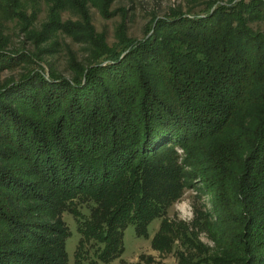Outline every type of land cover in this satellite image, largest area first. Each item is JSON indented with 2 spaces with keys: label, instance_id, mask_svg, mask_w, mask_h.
I'll return each mask as SVG.
<instances>
[{
  "label": "trees",
  "instance_id": "obj_1",
  "mask_svg": "<svg viewBox=\"0 0 264 264\" xmlns=\"http://www.w3.org/2000/svg\"><path fill=\"white\" fill-rule=\"evenodd\" d=\"M228 1L152 16L142 39L123 21L109 46L89 7L109 18L114 0H44L39 29L22 0H0L41 54L57 33L88 48L65 76L37 52L4 51L0 33V70L33 65L0 83V264H68L64 212L80 234L76 258L94 241L100 261L117 259L126 228L146 238L156 219L153 249L170 251L174 234L194 248L167 218L192 180L216 196L215 223L201 215L195 227L221 248L183 264H264V33L244 22L264 20V0Z\"/></svg>",
  "mask_w": 264,
  "mask_h": 264
},
{
  "label": "rangeland",
  "instance_id": "obj_2",
  "mask_svg": "<svg viewBox=\"0 0 264 264\" xmlns=\"http://www.w3.org/2000/svg\"><path fill=\"white\" fill-rule=\"evenodd\" d=\"M25 5V11L29 16L31 13L36 17L34 26L38 28L40 24L46 22L47 8L44 0H22ZM228 3V0H114L109 12L112 14L109 18H105L96 8L89 7L92 25L97 33H101L105 37V41L109 46H113L117 40L116 35L119 25L124 21V33L131 39H142L148 33L149 20L152 16L161 18L169 14L172 10H179L183 14H201L208 11L211 3ZM121 9L123 13L120 12ZM31 14V15H32ZM124 16V17H123ZM75 20V17L67 12L62 14V21ZM246 27L253 33H264V20L246 21ZM39 29V28H38ZM0 33L3 37L8 38L10 47H6L4 51L9 53L15 52H37L34 59L42 62V64L56 70L65 76L72 74L75 65H70L72 58L80 64L85 61L88 55L87 46L73 41L70 37L57 33V36L39 46L44 49L48 55L41 54L35 50V47L29 40L25 39L17 26L16 19L10 18L0 10ZM69 53V54H68ZM33 62V61H32ZM71 66V67H70ZM33 67V65L25 58L10 65L4 66L0 70V83L9 79L19 78L24 69ZM178 154L182 155V151L177 149ZM184 156V155H183ZM189 170V169H188ZM188 187L184 190L183 195L177 200L167 211V218L172 222L174 227H178L180 232L189 235V241L194 244V248L188 249L186 239L179 238L174 234L170 251H159L151 246V239L159 228L161 220H154L148 226V237H138L135 233L133 225H129L123 237L122 255L108 263H103L97 258V252L102 245L94 241L85 243L75 257L80 234L77 231V223L74 216L69 212L62 214V221L70 231V236L66 240V253L68 256V264H183L196 261L200 257H214L220 255L221 243H217L214 238L206 230H198L195 227L196 222L201 215H207L211 225L215 223L218 217L215 212L216 196L202 182L192 180L188 182ZM77 210L86 216L89 210L85 205L78 204ZM185 225V226H184ZM215 231L220 226H212ZM236 233V232H235ZM233 236L226 242L233 240ZM223 245H228V243ZM189 250V251H188ZM191 251V252H190ZM192 253L195 255L192 256ZM181 255L184 261L181 262ZM77 261V262H76Z\"/></svg>",
  "mask_w": 264,
  "mask_h": 264
}]
</instances>
